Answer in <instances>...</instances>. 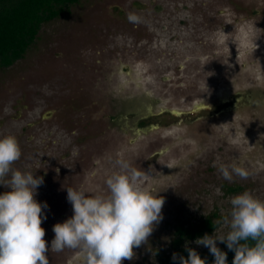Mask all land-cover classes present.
<instances>
[{
  "label": "rangeland",
  "instance_id": "obj_1",
  "mask_svg": "<svg viewBox=\"0 0 264 264\" xmlns=\"http://www.w3.org/2000/svg\"><path fill=\"white\" fill-rule=\"evenodd\" d=\"M6 136L22 151L13 168L44 178L35 199L48 205L49 264H82L75 250L51 252L53 227L74 214L66 188L106 194L117 159L144 171L141 187L165 201L123 264L184 257L178 227L221 220L245 191L264 201V0H82L0 68ZM233 163L248 176L225 180L218 167ZM228 231L217 224L208 235ZM195 241L182 248L207 258Z\"/></svg>",
  "mask_w": 264,
  "mask_h": 264
},
{
  "label": "clouds",
  "instance_id": "obj_2",
  "mask_svg": "<svg viewBox=\"0 0 264 264\" xmlns=\"http://www.w3.org/2000/svg\"><path fill=\"white\" fill-rule=\"evenodd\" d=\"M131 23H139L135 13H127ZM22 151L14 136L0 138V185L11 191L0 195V264H49V247L41 226L47 215V203H39L36 190L44 178L21 172L13 165ZM215 166V165H214ZM118 171L106 179V194L86 195L82 190L66 188L73 216L53 227L51 252L72 249L79 253L82 264H123L132 260L134 248L146 244L154 226L162 219L164 199L141 187L147 174L122 159L114 161ZM218 171L225 180L233 175L248 176L237 166L220 164ZM229 214L216 224L226 226V236L197 238L195 243L209 249L214 264H227V253L217 247L225 243L235 253L233 264H264V201L245 191L229 198ZM254 241L249 244L248 241ZM188 257L173 254L180 264H206L192 248Z\"/></svg>",
  "mask_w": 264,
  "mask_h": 264
},
{
  "label": "trees",
  "instance_id": "obj_3",
  "mask_svg": "<svg viewBox=\"0 0 264 264\" xmlns=\"http://www.w3.org/2000/svg\"><path fill=\"white\" fill-rule=\"evenodd\" d=\"M82 0H0V68H9L24 58L27 51L35 44L44 24L68 14L71 7ZM217 224L212 218H205L196 227H178L174 245L177 251L188 257L182 246L186 242L202 238L212 233ZM254 244V241H248ZM227 253V264H233L235 253L225 245L219 248ZM206 264H214V256L201 258ZM167 264H180L171 258L164 260Z\"/></svg>",
  "mask_w": 264,
  "mask_h": 264
}]
</instances>
